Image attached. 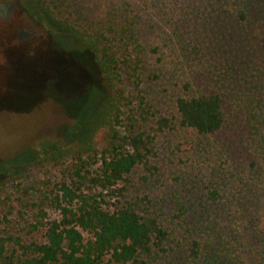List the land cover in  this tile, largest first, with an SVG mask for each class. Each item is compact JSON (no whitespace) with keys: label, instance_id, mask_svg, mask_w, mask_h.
<instances>
[{"label":"rangeland","instance_id":"obj_1","mask_svg":"<svg viewBox=\"0 0 264 264\" xmlns=\"http://www.w3.org/2000/svg\"><path fill=\"white\" fill-rule=\"evenodd\" d=\"M221 2L0 0V181L13 176L2 194L11 197L16 210L12 224L23 237L42 240L41 232L24 228L31 221L24 204L37 195L30 186L45 178L60 180L76 154L72 149L84 143L98 125L108 103L100 79L107 76L115 86L130 90L122 63L101 76L85 40L65 25L88 39L103 31L104 44L119 53L134 45L121 39L116 30L133 32L144 49V95L163 115L175 113L174 100L184 93V81L192 82V91L208 85L205 77L196 78L200 70L207 73L202 67L210 64L208 55L204 50L201 54L194 51L192 41L211 38L220 53L216 63H222L223 53L229 52L223 35L235 37L230 53L238 55L235 69L243 77L240 85L225 86L235 92L241 121L249 120L254 139L242 143L229 126L215 135L180 127L156 133L149 155L154 168L144 171L137 166L125 193L132 200L146 197L150 211L169 234L166 252L155 254L151 264H189L187 228L200 236L221 235L245 263L264 264V52L257 48L264 42V33L251 41L238 26L222 24ZM46 8L50 15L44 12ZM210 11L213 18H209ZM20 29L32 35L19 39ZM151 47H157L158 53H150ZM230 143L244 144L248 156L257 159L256 168L250 167L249 157L240 154L239 148L240 164L233 165ZM209 183L219 188L223 198L207 210L203 193ZM215 207L220 211L214 214L216 218L205 219L204 214ZM48 215L56 218L58 213L50 209Z\"/></svg>","mask_w":264,"mask_h":264},{"label":"trees","instance_id":"obj_2","mask_svg":"<svg viewBox=\"0 0 264 264\" xmlns=\"http://www.w3.org/2000/svg\"><path fill=\"white\" fill-rule=\"evenodd\" d=\"M219 9L218 14L225 18L222 24L238 26L251 41L255 36H263L264 0H223ZM44 12L51 14L49 8ZM212 12L209 18H213ZM65 29L85 40L101 76L122 63L130 90L115 86L107 76L102 77L100 84L105 88L108 103L98 125L84 143L72 149L76 154L62 170L60 180L45 178L30 186L37 195L24 204L31 212V221L24 228L27 232H41V241L23 237L14 227L15 206L10 195L2 194L3 186L13 176L0 181V264H151L155 254L166 252L169 234L150 211L146 197L128 199L125 191L128 178L137 166H142L144 171L154 168L149 156L154 135L177 127L215 135L229 126L242 143L254 139V133H249V120L241 121L235 92L227 89L240 85L243 79L235 69L238 55L230 53L235 37L229 39L222 35L229 50L223 53L222 63H216L220 53H216L218 48L211 43V38L207 36L199 43L192 41L194 51L201 54L204 50L208 55L210 64L202 67L207 73L200 70L196 75L198 80L205 77L204 83L206 80L208 85L192 91V82L184 81V93L174 100L175 113L163 115L144 95L141 86L144 49L133 32L116 30L121 39L134 45L130 49L126 46L119 53L112 45L104 44L103 31L88 39L69 25ZM257 48L264 52V42ZM149 52L157 54L158 49L151 47ZM244 146L230 143L232 148L228 150L233 165L240 164L237 148L240 154H247ZM246 156L250 167L256 168L257 159ZM203 196L207 210L223 198L213 183L206 185ZM50 209L57 211L56 218L49 217ZM17 213L24 214L21 210ZM218 213L215 207L203 217L213 220ZM216 225L214 222L213 226ZM186 231L185 252L189 264H247L245 258L232 253L230 242L224 241L221 235L208 232L200 236L189 228ZM248 264L255 263L251 260Z\"/></svg>","mask_w":264,"mask_h":264},{"label":"water","instance_id":"obj_3","mask_svg":"<svg viewBox=\"0 0 264 264\" xmlns=\"http://www.w3.org/2000/svg\"><path fill=\"white\" fill-rule=\"evenodd\" d=\"M28 34L29 33H26V31L25 30H19V32H18V38H24L25 36H28Z\"/></svg>","mask_w":264,"mask_h":264},{"label":"flooded vegetation","instance_id":"obj_4","mask_svg":"<svg viewBox=\"0 0 264 264\" xmlns=\"http://www.w3.org/2000/svg\"><path fill=\"white\" fill-rule=\"evenodd\" d=\"M20 30H21V29H20ZM22 30H23V29H22ZM25 31H26V33H29V34H28V36H25V37H29V36H31V35H32V32H30V31H27V30H25ZM18 32H19V31H18ZM17 35H18V33H17ZM25 37H24V38H25ZM17 38H18V36H17ZM19 39H21V38H19Z\"/></svg>","mask_w":264,"mask_h":264}]
</instances>
